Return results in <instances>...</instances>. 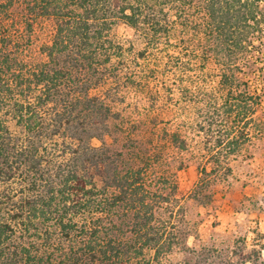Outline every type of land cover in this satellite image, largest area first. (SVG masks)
<instances>
[{"label":"trees","instance_id":"1","mask_svg":"<svg viewBox=\"0 0 264 264\" xmlns=\"http://www.w3.org/2000/svg\"><path fill=\"white\" fill-rule=\"evenodd\" d=\"M43 20L53 23L52 33L31 56L34 28ZM119 27L134 30L146 45L131 65L154 58L155 75L171 69L157 53L182 35L215 43L217 62L230 73L221 78L230 128L208 148L216 152L210 174L225 180L231 174L221 158L247 143L252 107L261 103L237 72L264 55L256 44H264V0H0V211L6 215L0 217V244L23 226L59 250L66 246V264H148L149 251L161 264L191 236L180 228L182 203L212 202L208 191L216 180L207 170L190 192L179 191L167 158L170 145L188 147L179 133L152 120L147 133L131 130L114 110L117 94H92L111 72L121 84L118 71H111L117 58L126 66L124 42L114 32ZM134 81L127 77L124 88ZM138 131L139 140L133 138ZM263 250L243 247L217 264H264ZM27 259L34 264L35 258Z\"/></svg>","mask_w":264,"mask_h":264},{"label":"rangeland","instance_id":"2","mask_svg":"<svg viewBox=\"0 0 264 264\" xmlns=\"http://www.w3.org/2000/svg\"><path fill=\"white\" fill-rule=\"evenodd\" d=\"M41 22L35 26L32 34L34 44L30 51L31 56H38L39 47L50 39L52 33L53 23L47 20ZM114 32L124 42L125 47L123 62L126 66L119 63L122 59L117 58L111 68V71L114 68L118 71L121 84L115 83L116 73L113 75L111 72L109 81L94 89L92 94L105 95L108 90L112 95L117 94L114 96V110L131 122V130L137 126L140 131L147 133L152 127V120L157 122L160 129L169 133L177 132L187 141L188 147L182 151L167 142L170 145L167 158L173 166L171 172L177 175L179 191L188 193L198 184L203 169L209 174L213 170L215 164L210 158L216 152L208 148L215 145L221 129L226 132L230 128V121L223 118L225 114L222 108L228 101L227 89L221 84L222 75L230 73L224 72L217 62L219 57L212 51L215 48L214 42L203 36L189 38L182 35V40L177 37L178 39L172 41L175 46L165 49L162 47L160 53H157L168 62L171 69L167 71L161 68L160 73L152 74L151 70L155 68L154 58L138 59L140 67L131 65V60L136 61L138 53L146 48L144 40L134 30L124 27L115 28ZM256 44L263 45L264 54V44ZM262 58L264 59V55L254 58L256 63L252 68L244 66V71L237 72L241 79L249 80L250 93L261 95V103L254 105L251 110L253 123L247 129L248 141L241 145L235 155H230L227 159L221 158L222 169L226 166L231 168V174L226 180L219 176L216 178L213 173L208 177L216 180L208 191L212 196L211 203L201 204L190 199L182 203L186 215L180 228L189 230L191 236L185 244L162 256L159 259L161 264H217L222 259L232 257L233 252L240 248L260 250L264 246ZM128 65L130 66L126 69ZM134 72L135 77L132 74ZM139 74L144 79L141 80ZM130 75L135 83L124 88L123 82ZM154 75L155 78L152 77ZM240 90L245 91L246 87L242 86ZM10 125L15 135H21L22 130L14 122ZM242 126L241 123L238 128ZM140 131L133 132V138L139 140L137 134L143 136ZM107 141L109 144L112 142L111 139ZM93 144L100 146L97 140ZM180 163H183V168L179 170L177 166ZM166 166L164 164L159 167L157 172L166 169ZM152 178L156 182L158 177L155 175L151 180ZM2 215L6 216L0 211V217ZM12 234L9 240L3 238L0 244V264H10L14 259H18L17 264H26L29 255L35 258L34 264H40L39 259H42L41 264H50V256L56 264H66L69 253L66 246L64 250H59L54 243H47L40 238V232L25 230L23 226ZM209 251L210 255L204 260ZM262 252L264 257V250ZM154 254L153 251L146 253L148 264H159L153 259ZM11 263L15 264L14 261Z\"/></svg>","mask_w":264,"mask_h":264}]
</instances>
